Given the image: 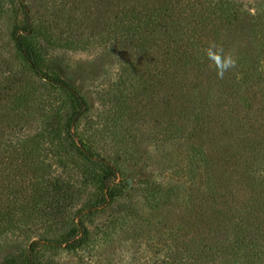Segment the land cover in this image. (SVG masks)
<instances>
[{
	"label": "trees",
	"instance_id": "obj_1",
	"mask_svg": "<svg viewBox=\"0 0 264 264\" xmlns=\"http://www.w3.org/2000/svg\"><path fill=\"white\" fill-rule=\"evenodd\" d=\"M43 1L34 11L0 0L11 56L0 48V264H48L43 246L107 254L145 214L123 165L144 158L147 140L163 143L172 174L173 160L186 165L176 180L144 182L161 217L145 264H264V4L79 0L66 11ZM85 37L114 43L120 74L101 95L105 114L83 126L89 102L52 49L77 50ZM212 42L236 61L222 79L204 51ZM106 133L114 156L102 152Z\"/></svg>",
	"mask_w": 264,
	"mask_h": 264
},
{
	"label": "rangeland",
	"instance_id": "obj_2",
	"mask_svg": "<svg viewBox=\"0 0 264 264\" xmlns=\"http://www.w3.org/2000/svg\"><path fill=\"white\" fill-rule=\"evenodd\" d=\"M47 1V0H45ZM72 3L63 5L62 0H54L51 3L52 10H59L60 6L68 11L72 6H76L79 0H70ZM75 1V3H74ZM250 6L255 3H263L264 0H244ZM43 0H30V4L34 11H43L45 8L41 7ZM82 4V3H80ZM49 8L46 12H51ZM79 8V7H78ZM79 11V12H78ZM76 18L78 17V25L83 26L85 31L84 21L85 14L80 8L78 9ZM7 20V18H6ZM7 26L8 22L4 19H0V48L2 52L4 51L5 57L11 59L9 55V49L7 50L6 43L9 41L7 36ZM64 30L61 31V44L65 45L66 42L62 40H73L72 36L69 34V29L66 26H62ZM60 37V36H59ZM69 37V38H68ZM86 41L79 45L80 47L75 50H70L66 48H54L52 49V54L56 56L55 62L57 63V70L63 73V76L69 81H75L81 90V93L86 97L90 105V111L87 114L83 126H85L88 120H97L100 116L104 115L107 111V107L101 102V95L110 92L118 81L120 74V61L118 48H115L114 43L110 44L107 49L102 47L99 41L95 38L85 37ZM12 47V46H10ZM16 65V64H14ZM39 124V123H38ZM36 123L34 129L38 126ZM105 128V126H104ZM102 142V152L114 156V148L112 143L110 144V138L107 133L101 137ZM148 145H144L141 148L142 160L137 164L125 163L123 165L124 175L127 176V180L133 190L128 192L134 203L138 205L144 211L143 219L139 221L137 225L135 222H130L131 228L128 233H117L114 234L113 242L107 243L112 245V249H109L108 253L99 250L97 253H93L94 258L92 260H87L85 253L74 254L68 251H50L44 246L41 248L42 258L48 264H145L146 261L151 258L152 251L148 247V241L150 240H161L157 230L153 225L159 220V215L152 212L150 206L145 201L144 189L147 188L146 180L152 179L159 181L172 176L178 179L177 176H184L182 174V167L186 165L184 162H179L173 160L171 163L175 169H180L177 174H172L168 171L166 166V151L163 143L152 142L147 140ZM123 149V148H122ZM119 156V155H117ZM177 166V167H176ZM192 171V170H191ZM187 174V172H186ZM149 214V215H148ZM108 218V214L99 215L95 217L93 225H98L104 223ZM138 221V220H133ZM151 221V224L149 223ZM92 226V225H90ZM155 242V241H154ZM29 243L25 240L16 245L12 250H20L25 248ZM105 244L104 246H106ZM140 244V245H139ZM3 254L5 252H2ZM1 254V253H0ZM92 258V257H91ZM90 259V258H88ZM1 260V259H0Z\"/></svg>",
	"mask_w": 264,
	"mask_h": 264
},
{
	"label": "clouds",
	"instance_id": "obj_3",
	"mask_svg": "<svg viewBox=\"0 0 264 264\" xmlns=\"http://www.w3.org/2000/svg\"><path fill=\"white\" fill-rule=\"evenodd\" d=\"M204 51L211 65L214 66L218 78L222 79L224 74L236 65L234 57L224 53L222 47L215 42L210 43Z\"/></svg>",
	"mask_w": 264,
	"mask_h": 264
}]
</instances>
